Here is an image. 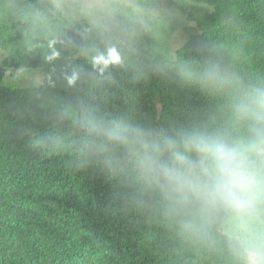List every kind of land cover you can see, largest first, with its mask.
Instances as JSON below:
<instances>
[{
    "label": "trees",
    "instance_id": "obj_1",
    "mask_svg": "<svg viewBox=\"0 0 264 264\" xmlns=\"http://www.w3.org/2000/svg\"><path fill=\"white\" fill-rule=\"evenodd\" d=\"M115 2L112 42L124 62L101 73L81 52L94 42L103 50L86 20L60 17L51 0H0V17L12 23L28 6L45 11L59 38L36 46L23 32L42 61L39 83L0 77V264H234L218 240L181 239L130 165L114 173L81 166L74 142L87 133L60 110L92 106L145 127H226L221 98L181 86L156 65L211 58L246 80L264 79V0ZM177 34L184 39L173 48ZM74 70L81 75L70 86ZM42 136L62 142L33 148Z\"/></svg>",
    "mask_w": 264,
    "mask_h": 264
},
{
    "label": "clouds",
    "instance_id": "obj_2",
    "mask_svg": "<svg viewBox=\"0 0 264 264\" xmlns=\"http://www.w3.org/2000/svg\"><path fill=\"white\" fill-rule=\"evenodd\" d=\"M51 7L62 18H83L90 25L85 31L97 34L102 51L95 42L81 49L94 69L102 73L123 64L111 35L121 11L115 0H51ZM19 19L36 46L58 42L45 11L28 6ZM156 70L170 71L183 87L221 98L227 126L145 127L96 107L78 112L65 104L60 118L87 133L74 142L81 166L95 163L114 173L130 165L134 179L159 197L165 220L181 239L201 246L218 240L234 264H264V79L246 80L211 58L181 59ZM80 75L74 70L65 79L71 86ZM61 142L42 136L32 147L55 149Z\"/></svg>",
    "mask_w": 264,
    "mask_h": 264
},
{
    "label": "rangeland",
    "instance_id": "obj_3",
    "mask_svg": "<svg viewBox=\"0 0 264 264\" xmlns=\"http://www.w3.org/2000/svg\"><path fill=\"white\" fill-rule=\"evenodd\" d=\"M13 19L16 20L15 23L11 22L8 15L0 17V77L9 75L10 81L14 82L11 85L39 83L42 79L39 69L42 62L40 56L34 51L35 46L30 44V37L26 35L24 39L26 27L19 22L17 13L13 15ZM15 33H17L16 39H14ZM19 39L24 40L19 41ZM183 39V35L177 34L171 41L172 47L178 46ZM13 40L16 43H12Z\"/></svg>",
    "mask_w": 264,
    "mask_h": 264
}]
</instances>
